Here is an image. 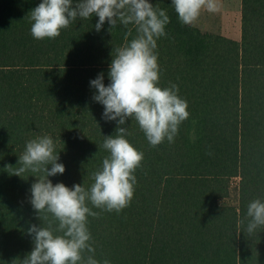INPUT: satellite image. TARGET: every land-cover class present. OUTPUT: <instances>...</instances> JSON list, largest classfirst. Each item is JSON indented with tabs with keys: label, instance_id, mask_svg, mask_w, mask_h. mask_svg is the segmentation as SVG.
I'll return each mask as SVG.
<instances>
[{
	"label": "trees",
	"instance_id": "16d2710c",
	"mask_svg": "<svg viewBox=\"0 0 264 264\" xmlns=\"http://www.w3.org/2000/svg\"><path fill=\"white\" fill-rule=\"evenodd\" d=\"M42 0H0V264H22L34 244L27 229L48 226L30 203L36 177L20 167L29 140L50 135L65 172L53 184L90 188L109 152L90 81L104 73L114 48L137 35L98 17L77 18L55 39L31 35L28 14ZM170 17L157 40L159 85L176 84L189 117L174 142L152 147L134 119L126 138L144 153L134 197L117 213L88 206L94 258L111 264H264V228L246 235L247 206L264 200V0H242L241 39L180 22L172 0H150ZM131 30V35H128ZM39 175H42L39 174ZM233 178L238 203L224 202ZM238 221L242 223L238 224ZM88 253L83 257L86 260Z\"/></svg>",
	"mask_w": 264,
	"mask_h": 264
},
{
	"label": "clouds",
	"instance_id": "9594fccd",
	"mask_svg": "<svg viewBox=\"0 0 264 264\" xmlns=\"http://www.w3.org/2000/svg\"><path fill=\"white\" fill-rule=\"evenodd\" d=\"M181 23L194 25L202 10L219 11L217 0H172ZM31 35L37 40L55 39L77 20L98 17L95 29L100 31L107 21L109 32L117 24L133 25L135 38L112 52L108 77L104 73L90 81L96 91L93 99L104 106L103 118L116 121L115 135L105 136L103 148L109 152L102 167L93 173V183L87 190L83 184L72 187L63 182L53 184L49 177L66 170L50 135L29 140L19 155V168L14 175L23 178L31 172L37 179L31 185L30 203L41 220L42 213H50L56 226L32 224L27 232L34 247L22 264H101L94 258L95 247L88 228V217H98L95 208L119 213L128 207L134 197L137 178L135 171L142 165L144 153L126 138L131 135L126 122L134 119L152 147L167 140L174 142L179 126L190 113L188 102L181 98L179 87L159 85L160 68L156 54L157 40L167 36L170 23L167 11L154 6L150 0H42L28 14ZM128 35H131L129 30ZM42 175H39L41 174ZM246 235L264 228V200H252L247 206ZM242 221H238V224ZM91 253L85 260L83 253ZM102 264H111L104 259Z\"/></svg>",
	"mask_w": 264,
	"mask_h": 264
},
{
	"label": "rangeland",
	"instance_id": "374dc122",
	"mask_svg": "<svg viewBox=\"0 0 264 264\" xmlns=\"http://www.w3.org/2000/svg\"><path fill=\"white\" fill-rule=\"evenodd\" d=\"M219 11L210 13L202 10L195 25L203 30L214 31L227 36L241 39L242 0H217ZM239 179L233 178L231 193L223 199L224 202L238 203Z\"/></svg>",
	"mask_w": 264,
	"mask_h": 264
}]
</instances>
